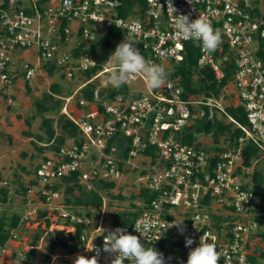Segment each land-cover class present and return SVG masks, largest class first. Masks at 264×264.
Instances as JSON below:
<instances>
[{
	"label": "built area",
	"instance_id": "built-area-1",
	"mask_svg": "<svg viewBox=\"0 0 264 264\" xmlns=\"http://www.w3.org/2000/svg\"><path fill=\"white\" fill-rule=\"evenodd\" d=\"M8 1V7H4L6 0H0V122L5 97L13 105L12 89L19 82L32 85L43 66L54 65L69 80L96 67L100 60L92 54V47L112 28L141 43L150 56L148 62L162 66L167 73L165 83L156 89L148 87L136 94L117 91L108 99L96 90L94 101L80 99V107L89 106V111L78 117L68 115L79 127L81 137L68 139L59 151L46 155L36 167V183L27 195L33 194L34 199L37 195L45 197L42 208L58 211L57 220L49 228L57 243L63 240L69 245L62 255L64 264H73L77 255H95L89 250H94V246L102 249L108 231L124 228L139 236L136 229L143 232L146 223L151 224V243L144 237L142 241L146 247L154 246L163 253L166 264H186L187 258L179 252L198 246L200 237L215 245L218 264H253L252 257L257 255L254 240L263 228L257 218L264 217V211L259 210L264 199L245 187L242 172L246 143H252L264 158V0H171L177 14L188 15L191 20L203 17L218 30L221 43L214 51L203 48L199 40L177 34L176 14L168 10V0H147L144 19L120 16L118 0H59L57 5L48 4L43 12L33 15L18 9L17 0ZM64 22L68 25L63 26ZM186 42H194L200 48L199 67L210 66L219 81L225 76L224 61L232 53L233 83L238 105L246 111V125L227 113L224 95L181 97L180 77L170 76L166 62L183 61ZM32 50L36 51L37 62L24 54ZM114 68L118 66L99 71L84 86ZM71 100L69 97L67 104ZM203 105L210 108V118L215 112L219 118L227 115L243 134L233 144L227 140V145L203 144L202 134L193 144L185 143L184 128L191 124L196 108L201 111L194 116L204 115ZM120 137L131 138L128 158L122 156ZM149 146L158 148L155 162L144 153ZM139 162L147 164L141 167ZM137 169L140 189L157 192L158 197L149 204L144 202L143 210L130 226L115 227L113 219L107 222L104 209L95 220L89 215L96 208H80L82 214H77L68 209L71 207L52 206L64 188L55 187L65 177L77 174L80 184L97 190V181H121L129 171ZM8 184V180L0 179V197ZM105 202L104 198V205ZM41 206L29 197L22 221L30 222ZM83 209L88 211L84 213ZM216 215L222 216L223 221L216 220ZM61 220L65 223L61 224ZM182 221L183 232L177 226L170 227ZM78 224L84 226L79 236ZM12 234L13 238L18 237L17 233ZM189 237L194 241L190 247L176 245ZM164 241L174 255L166 254L167 249L160 247ZM113 258L101 251L99 264H111ZM125 264L129 262L126 260Z\"/></svg>",
	"mask_w": 264,
	"mask_h": 264
},
{
	"label": "trees",
	"instance_id": "trees-1",
	"mask_svg": "<svg viewBox=\"0 0 264 264\" xmlns=\"http://www.w3.org/2000/svg\"><path fill=\"white\" fill-rule=\"evenodd\" d=\"M51 0H36L34 3L32 0L28 1V4L22 0L17 2V8L23 9L26 14L33 15L37 11L43 12L45 7L49 4ZM120 1V5L117 7V12L120 16L125 18H134L139 17L140 19H144L146 16V11L148 8L147 0H118ZM9 1L6 0L4 3V7H8ZM22 7V8H21ZM68 23L64 22L63 26H67ZM124 36V33L119 29H109L106 31L104 38L100 39L96 44L92 47V54L100 60V63L87 71H85V76L88 80H91L99 71L104 70L105 63L111 57V54L114 52V41L118 40ZM139 48L141 50V54L144 56L146 61H149V54L143 48L141 43H138ZM103 48L104 56L101 57L99 54L100 49ZM225 52L228 53L229 48H225ZM185 58L183 61L179 63L173 62V68H168V73L172 78L180 77V85L183 87V93L181 97L183 99H188L191 95L195 96H216L219 97L224 88L231 82L234 71H235V64H234V57L231 53V57L228 60L224 61L223 70L225 72V76L222 80H218L216 78L214 70L210 66L206 67H199L198 61L201 56L200 48L194 42H186L185 43ZM45 69L48 70L50 75H53L55 72L56 67L54 65L45 66ZM173 69V70H172ZM171 70V72H170ZM94 82L88 83L84 86L80 92L82 98H85L89 101L94 100V95L96 91ZM27 92L31 93V87L29 84H26ZM128 88V85L125 83L120 86L118 89L107 92L108 97H113L117 91H124ZM100 95H103L102 90L100 91ZM63 93L60 83H54L51 86V90L49 93L44 96V99L38 100L36 102V107L38 112H51L54 111L55 108L62 107V100L61 98H57V95L60 96ZM205 110V114L203 116H194L195 111H193L192 122L190 125L184 128V138L183 141L185 143L193 144L197 141L198 135H211L213 136V140L215 143H220V137L223 134H228L225 140L230 141L231 144L234 143L235 139L240 137L243 134V131L240 128H236L235 123L230 121L227 115H223V117L219 118L217 113L214 114L213 118L210 117V108L208 106H203ZM227 113L235 118L238 122L242 124H247V115L245 108L242 105H230L227 107ZM58 124L61 128V132L57 133L54 127L55 119L54 118H46L44 120V125L47 129L46 133L48 135L47 143L50 144L51 151H59L60 148L67 142L68 139L73 138H80L81 132L79 127L68 117L67 114L64 112H59L58 117ZM28 125H31V121H27ZM2 132H0L1 134ZM41 139V137H40ZM120 141V148L122 149V156L124 158H128L129 151L131 149V138L120 137L118 138V142ZM56 142V144H53ZM127 143V146H124ZM44 149V148H42ZM47 149V148H45ZM145 155L151 156L153 162L156 161L158 158V148L155 146H149L144 151ZM260 154L258 153L257 148L252 143H246L244 148V161L243 165L245 169L250 168L253 165L254 160L258 159ZM242 168L239 169V172H242ZM253 185L246 184L245 187L252 189L256 193H259L263 196L264 199V165L262 168L257 169L253 173ZM36 183L35 181H33ZM96 186L101 187L105 190H112L116 187V182L114 181H97ZM59 187L66 188V198L65 203L73 208L74 212L80 214V208L84 207H101L104 204V197L97 189L88 190L84 185L79 183L78 175H72L71 177H65L62 180V183H59L55 189ZM28 187L24 186V192H27ZM9 196V189L3 188L1 190V197L0 200L6 202ZM139 196L141 199L149 204L151 203L156 197H158L157 192H153L147 188H141L139 192ZM119 197L123 198V196L119 195ZM45 201V197H43ZM84 210V209H83ZM259 210L264 211V202L259 207ZM42 211V212H40ZM40 216H46V212L40 210ZM47 211V210H46ZM86 211V210H84ZM82 214V213H81ZM138 215V212H118L113 214V225L115 227H125L130 226L134 221L135 217ZM22 218L20 215H14L12 218L11 223L6 222L5 218L0 219V246H4L9 239L12 237V232L20 226L22 222ZM216 220L219 222L223 221L222 216H214ZM263 228L259 232V236L264 242V217L257 218ZM48 227L51 225V221L47 220ZM83 225L78 224V236L80 235L81 231L83 230ZM42 235H37L34 239L33 246L41 239ZM62 247L68 248L69 245L67 242L60 240L58 242ZM54 245H56L54 243ZM176 245H180L182 247L185 246V240L180 239L176 242ZM56 247V246H55ZM162 249L166 250V254L174 255V250L166 244L164 241L163 244L160 246ZM190 250L186 252L180 251L179 255L182 257L187 258L188 253ZM37 252L36 248H31L28 252V257L33 258ZM260 258L264 259V251L261 252ZM259 257L254 255L252 257L253 264L259 263Z\"/></svg>",
	"mask_w": 264,
	"mask_h": 264
},
{
	"label": "rangeland",
	"instance_id": "rangeland-1",
	"mask_svg": "<svg viewBox=\"0 0 264 264\" xmlns=\"http://www.w3.org/2000/svg\"><path fill=\"white\" fill-rule=\"evenodd\" d=\"M19 0H17L18 2ZM28 4L29 0H22ZM59 0H51L50 5L55 6L57 5ZM71 28L75 26V22L71 23ZM105 36V35H104ZM104 36L101 37L104 38ZM125 38L131 40L134 42V46H136L139 51L141 52L138 43L128 37V36H122L118 40L114 41V51L121 41H123ZM32 54L29 58L33 61H37V56L35 54V51H29L28 53ZM99 54L101 57L104 56L103 48L100 49ZM173 65L172 61L166 62V66L171 68ZM118 66V62L116 61L114 56H111L109 60L105 63V68H112ZM173 68V66H172ZM117 68H114L115 70ZM107 71L104 73H100L97 78L94 79V83L96 90L100 91L102 90L103 99H108L110 97H107V92L115 90L117 87L112 86L109 83V74L113 71ZM173 70V69H172ZM171 72V70H170ZM46 69H39V74L36 76V78L33 81V84L31 87V93L27 92V87L24 86L22 88L14 87L12 89V92H14L13 96V105L7 106V101L5 100L3 102V106L1 109V128H2V135L0 136V157L2 159L0 160V169L3 172L2 174L5 177V180L7 179L9 194L13 195L15 199L18 201L21 198L22 193L24 192V186L28 187L32 185V180L34 179V171L38 164L42 162L46 155H49L52 153L50 150V144L47 143L48 141V135L46 133L47 129L44 125V120L46 118H54L55 124L54 127L56 129L57 133L61 132V128L58 124V117L59 112H63L64 105L67 103V98L74 95V98L71 101L70 105H73L74 107H79V101L82 98L80 95V92L78 94H74L75 91L80 87L84 86L85 81L87 80V77L83 75L82 73H79L75 75V77L71 80L65 78V76L62 74V72H59V70L55 69V72L53 75L45 74ZM132 80H131V79ZM129 81V85L128 82ZM60 83L61 88L63 90V93L58 96L57 98H61L62 100V107L55 108L54 111L51 112H38L36 107V102L38 100L44 99V96L46 97V94L50 92L51 86L54 83ZM128 88L126 89L128 92L131 91V93L136 94L138 92L146 91L148 90L147 81L141 77L140 74H135L130 76L127 80ZM118 89V88H117ZM224 94L226 95L224 98V104L227 106L233 104H238V95L236 92V87L233 84V81H231L228 86L224 89ZM16 106V107H15ZM66 114V113H65ZM9 115V116H8ZM9 118H8V117ZM7 117V118H6ZM12 119V121L10 120ZM4 120L6 125L4 124ZM31 121V125L29 126L27 121ZM11 126L9 128V126ZM8 126L9 130H6ZM8 132L12 134V136H9ZM226 136L228 134H223L220 137V143L227 145L228 141L225 140ZM32 137V138H31ZM41 137V139H40ZM200 140L203 142V144L206 145H214L213 136L211 135H201ZM53 144H56L54 142ZM44 148V149H42ZM47 148V149H45ZM135 160V162L139 161ZM147 162L140 163L139 165L141 167L146 166ZM264 165V158L259 157L258 159L254 160L253 165L245 169L243 174V180L246 184L253 185V173L255 170L262 168ZM16 173V174H15ZM140 174V170H134L129 171L124 180L117 181L116 187L112 190H105L102 189L99 186H96V188L99 190V192L103 195L105 198V205H103L102 209L95 210V212H90V217L92 219L97 220V217L102 214V210L106 212V220L107 222L112 220L113 214H116L118 212H140L143 210L144 201L139 196L140 192V184H137V177ZM33 177V178H32ZM18 178V179H16ZM30 195V194H29ZM66 188H62L61 195L56 197L54 199V203L52 206H60V207H69L65 203L66 198ZM119 195L123 196V198L119 197ZM9 199V196H8ZM1 201V200H0ZM20 201V200H19ZM23 202V199L21 200ZM3 204L0 205V219L5 218L6 222L11 223L13 216L20 215L21 217L26 212L25 208L20 206L17 207L15 210H12L11 205L4 204L3 201H1ZM70 211H72L70 208H68ZM43 210L46 211L48 209H38V211ZM88 210L83 212H87ZM42 212V211H40ZM39 214L35 215L33 219L30 222H21V226L24 227V230L26 232L27 242L32 241L35 239L37 235H42V244L43 248L47 251L51 252L52 254H55L57 252V248L62 247L57 241L53 239V232H51V228H48L45 226V217H41ZM48 212L46 211V215ZM58 211H53V213L56 214V217L53 216L50 219L51 221L57 220V213ZM54 218V219H53ZM61 224H63L60 221ZM55 229V228H54ZM56 229H59L57 227ZM254 242L255 245V253L259 257L261 252L264 251V242L261 239L260 236L255 238ZM258 242V244H257ZM54 243L56 245H54ZM56 246V247H55ZM66 251V250H65ZM63 253V252H62ZM52 259V256H51ZM62 260L65 261L64 258L61 257ZM258 264H264V259L259 257V263Z\"/></svg>",
	"mask_w": 264,
	"mask_h": 264
},
{
	"label": "clouds",
	"instance_id": "clouds-1",
	"mask_svg": "<svg viewBox=\"0 0 264 264\" xmlns=\"http://www.w3.org/2000/svg\"><path fill=\"white\" fill-rule=\"evenodd\" d=\"M168 10H171L176 14L174 24L177 34L181 38L199 40L202 42L203 48L208 51H214L221 43V37L218 30H214L210 22L205 18L199 16L198 18L191 20L188 15L177 14L171 0H168ZM111 56H114L118 62V68L109 74V83L114 87L119 88L127 82L130 76L135 74H143L148 87L152 89L161 87L167 79L165 69L160 65L152 64L146 61L139 49L134 46V42L127 38L117 44L115 51L111 54ZM231 81H233V78ZM83 87L84 86H82V88ZM221 95L226 96L224 94V90ZM193 111H195V113H200L201 110L200 108H196ZM0 129V132H2L1 125ZM6 188H8V186ZM101 207L91 208H96V210H98ZM71 210H73V208H71ZM182 224L183 221L178 224L173 223L170 227L177 226L180 228L181 232H183V229L181 228ZM150 227L151 224L146 223L143 232L136 229V231L140 233L139 236L128 233L124 228H116L113 231H108L104 236L102 249H97L95 246L94 250L88 249L89 251L95 252V255L91 257L77 255L73 264H99L98 257L101 251L106 253L109 257H114L111 260V264H125L126 260L129 264H166V258L163 253L159 252L154 246L146 247L145 243L142 241V237H144V239L151 243V240L148 238V230ZM193 243L194 241L192 238H186V247H190ZM56 259L57 257H53L54 261ZM218 261L219 256L215 245L202 240L200 237L198 246L190 248L186 264H218Z\"/></svg>",
	"mask_w": 264,
	"mask_h": 264
},
{
	"label": "crops",
	"instance_id": "crops-1",
	"mask_svg": "<svg viewBox=\"0 0 264 264\" xmlns=\"http://www.w3.org/2000/svg\"><path fill=\"white\" fill-rule=\"evenodd\" d=\"M25 53H26L28 59H30L29 57L32 56L31 52L28 53V51H27V52H24V54ZM35 54H36V51H35ZM41 69L45 70V66H43V68H41ZM59 72H61V71L59 70ZM47 73L50 74L48 72V70L46 69V73L45 74H47ZM62 74L64 75V73H62ZM82 74L85 75V73H82ZM22 87H24L22 85V82H19L17 88H22ZM81 89H82V87L79 86V88L75 91L74 94L75 95L78 94ZM80 95H81V92H80ZM70 97H72V99H73L74 95H72ZM7 98H8V96L5 97V100L7 102H9ZM12 99H13V97H12ZM71 101L68 104L64 105V108H63L64 110H62L64 113L72 114L73 116L78 117V116L81 115L82 112L89 111V106L88 107H84V108L80 107V106L79 107H76V106L74 107L73 105H70ZM8 105H10V104L7 103V106ZM10 120L12 121L11 118H10ZM4 124L6 125L5 120H4ZM8 126H7L6 130H9ZM10 127L11 126H9V128ZM2 133L0 134V136L2 135ZM8 134H9V136H12V134L10 132H8ZM1 159H2V157H0V160ZM2 173L3 172L0 169V179H3V178L5 179V177H4V175ZM16 179H18V178H16ZM33 181H35V180L33 179L31 181L32 185L35 184ZM32 185H30V186H32ZM30 186H28V190H29ZM28 190H27V192H28ZM27 192H23L22 193L23 195H21V198L23 199V202L21 201L22 199H19L20 201L19 200L17 201L15 199V197H13V195H11V193H10L9 194V199L6 202H4V204L11 205L12 210H15L17 207H20V206L24 207L25 210H27V204H28L29 197L30 198L33 197L34 204H37L39 206H41L42 204L45 205L44 199H43V197L41 195H39V196L37 195L36 199H34V195L32 194L31 196L28 197ZM2 204L3 203L0 201V205H2ZM41 208H42V206H41ZM52 216L55 218L56 214L53 213V212H48V214L46 216H44L46 218V220H45V226L46 227L48 226L47 225V220L48 219L49 220L52 219L51 218ZM61 222L65 223L63 220H61ZM52 223H53V221H51V224ZM12 233H17L18 237L17 238H13V236H12L9 239V241L4 246H0V264H64V260H62L61 257L66 252L65 251L66 248H64V247H60L59 248L58 247L57 248V252L55 254H52L51 252H49V251H47L46 249L43 248V244L41 243L43 237L36 243L35 246H33L32 244H33L34 240L27 242V237H26L27 235H26V232L24 230V227H22L21 224L18 227V229L14 230ZM31 248H36L37 249V252H36L35 256H33V258L28 257V252L30 251ZM51 256H52V259H51ZM53 257H57V259L54 261Z\"/></svg>",
	"mask_w": 264,
	"mask_h": 264
},
{
	"label": "bare ground",
	"instance_id": "bare-ground-1",
	"mask_svg": "<svg viewBox=\"0 0 264 264\" xmlns=\"http://www.w3.org/2000/svg\"><path fill=\"white\" fill-rule=\"evenodd\" d=\"M109 71V70H108Z\"/></svg>",
	"mask_w": 264,
	"mask_h": 264
}]
</instances>
